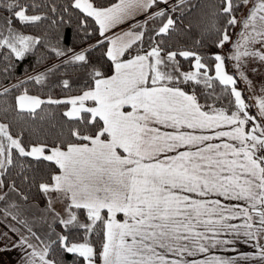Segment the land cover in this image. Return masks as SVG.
Returning <instances> with one entry per match:
<instances>
[{
    "label": "snow or ice",
    "instance_id": "6c2138e0",
    "mask_svg": "<svg viewBox=\"0 0 264 264\" xmlns=\"http://www.w3.org/2000/svg\"><path fill=\"white\" fill-rule=\"evenodd\" d=\"M0 64V264H264V0H0Z\"/></svg>",
    "mask_w": 264,
    "mask_h": 264
},
{
    "label": "trees",
    "instance_id": "16d2710c",
    "mask_svg": "<svg viewBox=\"0 0 264 264\" xmlns=\"http://www.w3.org/2000/svg\"><path fill=\"white\" fill-rule=\"evenodd\" d=\"M48 21H45L44 23L40 24L39 26L33 27V26H29L27 27L24 31L27 34H33V35H41L47 28H48ZM202 51H206V52H214V51H218V49L216 48H208V49H202ZM40 53L37 52L36 55L34 56H29L24 62L23 64L19 65L18 67H14L12 69V82L15 83L16 82V78H20V79H24L26 74H31L32 73V69H33V65H35L36 63V56H38ZM54 60H49L47 61V64L53 63ZM185 67H187V65H185ZM3 71V65L0 64V73H2ZM5 84H8L9 81L8 80H4L3 81ZM239 87V85H238ZM54 95H61L59 89H55L53 92ZM245 97V95H244ZM225 104H227V100H225ZM251 114H253V110H251ZM254 115V114H253ZM37 230H39V227H37Z\"/></svg>",
    "mask_w": 264,
    "mask_h": 264
},
{
    "label": "rangeland",
    "instance_id": "374dc122",
    "mask_svg": "<svg viewBox=\"0 0 264 264\" xmlns=\"http://www.w3.org/2000/svg\"><path fill=\"white\" fill-rule=\"evenodd\" d=\"M237 31H238V29H237ZM50 64H52V63H50ZM232 71L233 70H232V68L230 66L229 67V72H232ZM248 75H249V78L251 80H253L254 84L257 85V95H260L261 93L259 92V82H260L261 77L260 76H253L251 73H249ZM239 89L244 91V95H245V99H246L247 103H249L251 105H254V100L250 98L252 96V93L247 91V85L243 81H241L239 83ZM252 110H253V114L255 115V113H256L255 107H253ZM6 224H7L8 227H17V228L20 227L19 225L15 224V222L10 220V219L8 221L4 222L2 220V213H0V233H3L5 231H7ZM9 236H11L12 240L16 239V236L13 233H11V232H9ZM3 243H11V241H7L6 239L0 238V244H3Z\"/></svg>",
    "mask_w": 264,
    "mask_h": 264
},
{
    "label": "crops",
    "instance_id": "0c3cea01",
    "mask_svg": "<svg viewBox=\"0 0 264 264\" xmlns=\"http://www.w3.org/2000/svg\"><path fill=\"white\" fill-rule=\"evenodd\" d=\"M143 17H138V19H142ZM130 23H135V21H131ZM129 24L122 25L121 27L127 28ZM115 31H120L119 28L115 29ZM237 251L236 252H230V251H222V250H215L209 253V255H218L222 256L226 259H231L233 256H240V255H254V249L251 248L249 244H244V243H239L237 246ZM10 257L12 259L16 258V253L13 252L10 254ZM197 259H203L204 257L198 256L196 257ZM192 259V258H189ZM240 264H255L253 261H240Z\"/></svg>",
    "mask_w": 264,
    "mask_h": 264
}]
</instances>
